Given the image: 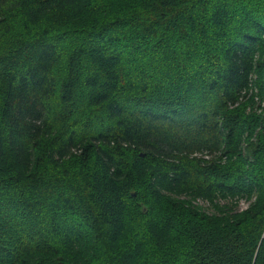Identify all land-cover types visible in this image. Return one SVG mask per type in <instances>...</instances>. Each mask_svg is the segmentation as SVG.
I'll return each instance as SVG.
<instances>
[{
    "label": "trees",
    "instance_id": "trees-1",
    "mask_svg": "<svg viewBox=\"0 0 264 264\" xmlns=\"http://www.w3.org/2000/svg\"><path fill=\"white\" fill-rule=\"evenodd\" d=\"M4 50L0 264H264V0H0Z\"/></svg>",
    "mask_w": 264,
    "mask_h": 264
},
{
    "label": "rangeland",
    "instance_id": "rangeland-1",
    "mask_svg": "<svg viewBox=\"0 0 264 264\" xmlns=\"http://www.w3.org/2000/svg\"><path fill=\"white\" fill-rule=\"evenodd\" d=\"M7 50H8V48L6 49V51H7ZM4 53H5V50L1 53L0 57H2V56L4 55ZM19 53H20V52H19ZM2 61H4V63H6L7 65H8V63H10V61H9V59H7V57H5L4 60H2ZM75 95H76V92L72 93V97L74 96L73 98H75ZM260 106H261V107H264V99H263V101L261 102ZM78 128H79V130L82 129V131H83V130H87V129H85V128L82 127V126H78ZM76 130H78V129L76 128ZM190 157H191V158H195V159H199V160H205V161H208V160L211 159V157H208V156H206L205 154H202V153H201V154L193 153V154L190 155ZM181 199H182V198H181ZM193 204H195L196 206L201 207L202 209H205V208L208 206V204H207L206 202H204V201H202V200H200V199H195V200L193 201ZM247 205H248V202H246V201H244V200H241V201H239L238 204L236 205V209H238V210H240V211L246 210Z\"/></svg>",
    "mask_w": 264,
    "mask_h": 264
}]
</instances>
